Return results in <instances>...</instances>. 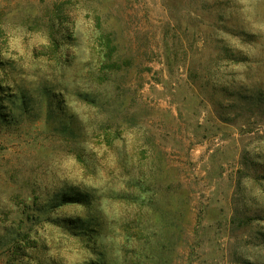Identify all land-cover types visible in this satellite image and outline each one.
I'll use <instances>...</instances> for the list:
<instances>
[{
	"label": "rangeland",
	"instance_id": "obj_1",
	"mask_svg": "<svg viewBox=\"0 0 264 264\" xmlns=\"http://www.w3.org/2000/svg\"><path fill=\"white\" fill-rule=\"evenodd\" d=\"M0 62V264H264V0H0Z\"/></svg>",
	"mask_w": 264,
	"mask_h": 264
},
{
	"label": "trees",
	"instance_id": "obj_2",
	"mask_svg": "<svg viewBox=\"0 0 264 264\" xmlns=\"http://www.w3.org/2000/svg\"><path fill=\"white\" fill-rule=\"evenodd\" d=\"M1 64V62H0ZM69 194H65L64 199L66 200H75L78 196L76 194H71V191L68 192Z\"/></svg>",
	"mask_w": 264,
	"mask_h": 264
}]
</instances>
